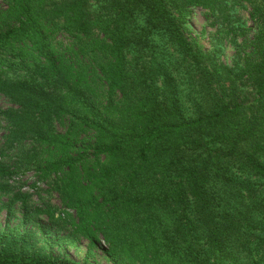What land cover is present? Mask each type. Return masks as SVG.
<instances>
[{
  "label": "trees",
  "instance_id": "obj_1",
  "mask_svg": "<svg viewBox=\"0 0 264 264\" xmlns=\"http://www.w3.org/2000/svg\"><path fill=\"white\" fill-rule=\"evenodd\" d=\"M193 9L241 39L231 66L191 37ZM0 97L8 145L31 143L0 191L32 172L62 205L19 183L0 264H73L37 247L42 218L108 264H264V0H0Z\"/></svg>",
  "mask_w": 264,
  "mask_h": 264
},
{
  "label": "rangeland",
  "instance_id": "obj_2",
  "mask_svg": "<svg viewBox=\"0 0 264 264\" xmlns=\"http://www.w3.org/2000/svg\"><path fill=\"white\" fill-rule=\"evenodd\" d=\"M238 16L241 19V23L245 24V30H247L250 36L253 29L252 21L249 18V10L238 8ZM188 26L191 31V37H193L197 43L206 52L215 53L222 63L231 66L235 61L236 42H240L239 39L232 34L229 36L216 37V27L212 23V19L206 15L200 9H193L188 19ZM15 108L6 98L0 97V164L12 165L19 157L20 152L29 149L31 143L27 140L14 142L12 145H8L7 139L9 137V122L4 112ZM62 127L58 126L57 130L62 131ZM35 177L32 172H28L22 176H14L11 179L5 180L10 185L9 191H0V232L3 230H9L13 227H18L19 230L24 229L22 226V211L18 204H10L13 195L17 192V187L21 183L23 192H31V206L43 207L50 205L57 209H62L59 198L55 193H47L44 190V186H40V189L34 191L31 189V185L35 181ZM20 181V182H19ZM40 225L35 226L32 224L27 225V229L31 230L35 234L37 247L45 253L52 254L53 256L73 264H108L102 250H95L92 256L86 258L87 254V242L83 239L75 240L70 245L58 246L55 243L49 242L56 235H67V230L63 227H51L50 223L42 218L38 221Z\"/></svg>",
  "mask_w": 264,
  "mask_h": 264
}]
</instances>
